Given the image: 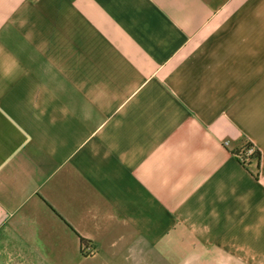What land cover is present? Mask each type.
Masks as SVG:
<instances>
[{"label": "crops", "instance_id": "obj_1", "mask_svg": "<svg viewBox=\"0 0 264 264\" xmlns=\"http://www.w3.org/2000/svg\"><path fill=\"white\" fill-rule=\"evenodd\" d=\"M0 264H264V0H0Z\"/></svg>", "mask_w": 264, "mask_h": 264}, {"label": "trees", "instance_id": "obj_2", "mask_svg": "<svg viewBox=\"0 0 264 264\" xmlns=\"http://www.w3.org/2000/svg\"><path fill=\"white\" fill-rule=\"evenodd\" d=\"M250 147H253V146L250 143H246L244 148H242L240 150H236L234 152V155L236 156V158L243 165H246L248 163L247 161H249L253 158H255L256 160H258V158H259V152L257 150H253V152H251L250 154H246V149L250 148Z\"/></svg>", "mask_w": 264, "mask_h": 264}, {"label": "built area", "instance_id": "obj_3", "mask_svg": "<svg viewBox=\"0 0 264 264\" xmlns=\"http://www.w3.org/2000/svg\"><path fill=\"white\" fill-rule=\"evenodd\" d=\"M225 145H227V141L223 142ZM251 152H253V147L247 148L246 149V154H250Z\"/></svg>", "mask_w": 264, "mask_h": 264}]
</instances>
